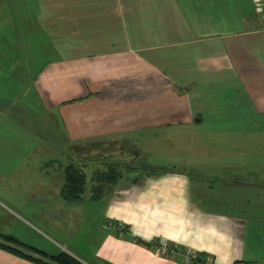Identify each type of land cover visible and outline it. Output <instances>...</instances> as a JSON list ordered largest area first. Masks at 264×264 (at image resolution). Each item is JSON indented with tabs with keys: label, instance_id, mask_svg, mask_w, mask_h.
<instances>
[{
	"label": "crops",
	"instance_id": "1",
	"mask_svg": "<svg viewBox=\"0 0 264 264\" xmlns=\"http://www.w3.org/2000/svg\"><path fill=\"white\" fill-rule=\"evenodd\" d=\"M134 150L140 163H120L141 175L118 195H62L67 165ZM95 201L91 244L71 234L58 250L34 237L82 227ZM117 222L131 235L109 228ZM8 235L35 259L189 264L158 251L160 238L216 264H264L255 0H0V242L15 247ZM0 264L41 263L0 246Z\"/></svg>",
	"mask_w": 264,
	"mask_h": 264
},
{
	"label": "rangeland",
	"instance_id": "2",
	"mask_svg": "<svg viewBox=\"0 0 264 264\" xmlns=\"http://www.w3.org/2000/svg\"><path fill=\"white\" fill-rule=\"evenodd\" d=\"M10 9H6V14ZM12 31V27L11 25L6 24V33ZM135 152H133L132 154H130V152L125 153L124 151H122L120 154H115L113 155L114 159L112 160H104L105 158H101V159H97L98 161V166H96L95 168H85V172L88 176L87 179V189L90 187V185H92L93 183H91V180H95L97 183L94 184L95 187H97V190L100 192L101 195H104L105 197L110 196L111 194H117L115 193V191L117 190L116 188H120V189H125L131 186V182L134 180H137L136 177H140L141 173H135L136 170L132 169L130 166L126 165L124 166L126 163H129V165L132 164H137L140 163L141 159H136L137 157L135 155H137V150H134ZM140 154V153H138ZM141 156V154H140ZM108 159V157H107ZM106 161H111V162H106ZM123 162V163H120ZM155 169V168H153ZM159 170V169H157ZM119 172L120 174H117V172ZM103 173H105V176H113L116 174L117 177V182L116 183H103L101 181L98 180V177H100V175H102ZM90 176V177H89ZM101 185V187H99ZM99 188V189H98ZM118 195V194H117ZM93 206H90L88 208H86V217H85V224L81 227H73V226H62V228H64V232L59 233V232H51L50 234L53 235L52 239L51 237H49L48 235H41V234H37L36 236H39L38 238L36 236H34L37 240L40 241V243H48L49 245L55 247V249H62L61 245L60 248H58L59 243L58 242H68L67 237L71 236V234L73 236H78L79 238H82L84 241L86 239H88V243L91 244L92 242L95 241L96 237H97V229H99L100 224L102 222V215H103V208L101 206V202L99 203L98 201L93 202ZM80 207V206H79ZM71 216H74L75 218V222L77 220V218H79L81 220V217L78 216V212L77 211H71ZM118 225L116 223L114 224H110L109 228L112 229H118L119 226L121 232L122 229L124 227V225L126 223H121V222H117ZM129 227V226H128ZM76 228V229H75ZM82 229V230H80ZM75 231V232H73ZM78 231V232H77ZM131 231H129L126 235H131ZM62 236L65 240L61 239ZM6 243L14 245L16 247L15 244L10 243L9 240H4ZM162 241H168L166 239H156L154 241H152V243H154L155 248L157 249V244L161 243ZM177 246V245H176ZM179 247V246H178ZM17 249L21 250L22 252H25L27 254H32L34 256H37L36 253H34V249L30 248L29 250L23 247H16ZM182 250H185L184 248L180 247ZM78 249V248H77ZM89 250H93V247H89ZM158 250V249H157ZM29 251H33L29 252ZM159 251V250H158ZM188 251V250H187ZM82 252V253H81ZM81 254L83 256L88 254V251H84L81 250ZM194 254H196L199 257V253L201 252H195L193 251ZM192 252V253H193ZM171 255H175V256H179L182 257L184 260L188 261L186 259V257L181 253V252H176V253H171V252H167ZM85 254V255H84ZM38 257V256H37ZM209 257H211L213 259V257L211 255H209ZM44 262H51L50 260L44 259V258H38ZM210 259V261H214V259L212 260ZM81 262V261H80ZM83 263V262H82ZM189 264H192V262L188 261ZM84 264V263H83Z\"/></svg>",
	"mask_w": 264,
	"mask_h": 264
},
{
	"label": "trees",
	"instance_id": "3",
	"mask_svg": "<svg viewBox=\"0 0 264 264\" xmlns=\"http://www.w3.org/2000/svg\"><path fill=\"white\" fill-rule=\"evenodd\" d=\"M65 172H66V182L62 188V195L64 196V198H66L68 200H77V199L81 198L82 194L87 190L88 176H87L86 172L84 171V169L81 166L76 165L74 163L67 165L65 167ZM115 172H117V171H115ZM117 174H120V173L117 172ZM98 180L103 182L104 184L108 183V182L116 183L117 177H116V174L110 177V176H105V173H103L102 175H100V177H98ZM99 187H101V185ZM89 188L92 189L94 196H100L101 195L100 192L97 190V187L94 186V183L92 185H90ZM116 224L118 225V223H116ZM116 227H118L117 230L120 233L127 234L130 231L129 227L127 225H124L122 232H121L119 226H116ZM3 237L5 240H9L11 242H14L15 244L19 245L20 247L30 249V247H27L26 245L20 243L13 236L8 235V236H3ZM139 241L141 242V240H139ZM0 246L4 247L5 249H7L9 251L20 254L26 258H31V259L37 260L41 264H83L82 262L77 260L75 257H73L72 255H70L64 251H60L59 253L54 254V255H50V256L48 254L43 253V252L40 253L41 255L46 257L47 260L51 261V262H44V261H40L38 259H35V257L31 256L30 254L22 252L21 250L17 249L16 247L9 246L3 242H0ZM208 256L209 255L206 253H199V257L197 256V258L192 262V264H207L206 258ZM210 264H216V263H215V261H213Z\"/></svg>",
	"mask_w": 264,
	"mask_h": 264
},
{
	"label": "built area",
	"instance_id": "4",
	"mask_svg": "<svg viewBox=\"0 0 264 264\" xmlns=\"http://www.w3.org/2000/svg\"><path fill=\"white\" fill-rule=\"evenodd\" d=\"M255 2L258 13L264 18V0H255ZM157 249L163 253H167V252L176 253L179 251L190 262H193L197 258V255L194 254V252L192 253V251L182 250L180 247L176 245H172L168 241H162L161 243L157 244ZM210 259L212 258L209 256L206 258L207 264H210L212 262L210 261ZM238 264H256V263L246 262V263H238Z\"/></svg>",
	"mask_w": 264,
	"mask_h": 264
}]
</instances>
